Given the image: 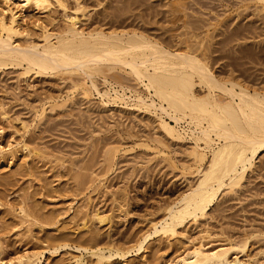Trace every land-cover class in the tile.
<instances>
[{"label":"rangeland","instance_id":"1","mask_svg":"<svg viewBox=\"0 0 264 264\" xmlns=\"http://www.w3.org/2000/svg\"><path fill=\"white\" fill-rule=\"evenodd\" d=\"M12 13L22 45L41 44L44 30L59 34L77 17L87 33L136 32L168 49H191L219 80L264 92L257 0H59L43 11L0 0V19ZM74 78L0 68V260L41 253L43 264H175L196 248L243 246L231 260L264 264V152L241 186L224 189L174 236H153L142 253L102 263L85 254L134 250L195 187L197 166L188 139L171 140L151 115L85 98Z\"/></svg>","mask_w":264,"mask_h":264},{"label":"bare ground","instance_id":"2","mask_svg":"<svg viewBox=\"0 0 264 264\" xmlns=\"http://www.w3.org/2000/svg\"><path fill=\"white\" fill-rule=\"evenodd\" d=\"M17 1L22 7L41 11L59 2ZM17 17L12 13L9 19H0V68L19 66L24 75L76 77L73 87L85 98L97 95L103 107L151 115L168 138L191 143L190 156L197 166L195 187L168 208L165 220L151 234L139 238L134 250H127V254L123 253L125 248L85 250L98 262L140 254L153 236H174L187 219L205 216L224 189L230 191L241 184L264 152V92L219 80L207 61L191 49H168L136 32L87 33L77 27V17L59 34L44 30L41 44L22 45L17 40L25 35L19 30ZM124 77L137 88L124 82ZM98 79H102L103 90ZM242 247L218 251L196 248L175 264H243L237 257L231 260L230 255L231 250ZM42 258L40 253L0 260V264H43ZM75 264L84 263L80 259Z\"/></svg>","mask_w":264,"mask_h":264}]
</instances>
